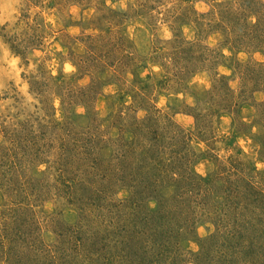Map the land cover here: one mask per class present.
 Wrapping results in <instances>:
<instances>
[{
    "label": "rangeland",
    "instance_id": "obj_1",
    "mask_svg": "<svg viewBox=\"0 0 264 264\" xmlns=\"http://www.w3.org/2000/svg\"><path fill=\"white\" fill-rule=\"evenodd\" d=\"M261 76L264 0H0V264H264Z\"/></svg>",
    "mask_w": 264,
    "mask_h": 264
},
{
    "label": "trees",
    "instance_id": "obj_2",
    "mask_svg": "<svg viewBox=\"0 0 264 264\" xmlns=\"http://www.w3.org/2000/svg\"><path fill=\"white\" fill-rule=\"evenodd\" d=\"M244 33V32H243ZM253 32L252 31H246V34L249 36V35H251ZM255 38H257V36L255 35V34H253V39H255ZM173 44L171 45V47L173 46V47H175V45H177V39H174L173 41ZM172 47V54H173V58L175 59V57H177V56H179L178 55V52L179 51H177L175 48H173ZM87 59L88 58H86V60L85 61H87ZM191 64V63H190ZM261 77H263L264 78V76H261ZM264 85V84H263ZM264 89V88H263ZM147 119V118H146ZM141 128L139 129V131H138V133L139 134H143V136L145 135V134H147V132H144V133H141ZM143 136L141 137V141H136V142H138V144H136V145H139V146H142V149L144 148L145 149V153H146V155H148V156H150L148 159H149V162L151 161L152 162V168L154 167V169H156L157 170V172L159 171L158 169H159V166L158 165H156V162L157 161H160L159 159V155H160V153H159V151H158V147H157V141H155V143H152L153 145H152V147H150V146H147V143L142 139L143 138ZM152 140L154 139L155 140V138L154 137H152L151 138ZM132 151H133V149H132ZM129 153H130V151L127 153V154H125L126 156L127 155H129ZM130 156H134L133 154H132V152L130 153ZM163 158V157H162ZM95 160H97V158L95 159ZM160 163H165V165H167L166 164V162L164 161V160H161V162ZM150 165H148V167H149ZM143 167L145 168V165H143ZM165 168H166V166H165ZM146 170V169H145ZM156 174V173H155ZM158 174H159V172H158ZM153 178V177H152ZM156 177H154L153 178V180L155 179ZM185 179H187V178H185ZM244 183H245V185L247 186V187H249L250 189H253L254 191H255V193H252V195L251 196H247V200H248V202H249V204H251V205H253L254 203H256V204H258V205H256V204H254V205H256V206H258L259 208H261V212H263V216H264V191L263 190H261L260 189V187L258 188L257 186H255L254 184H250V182H248L247 180H244ZM9 187V186H8ZM253 194H255L256 195V197H254L253 196ZM231 196V195H230ZM156 200H157V197H156ZM163 201V200H162ZM230 201H231V205L233 206V210H234V212L232 213L233 214V216L235 217L236 216V219L235 220H237V221H239V220H241V219H243V224L242 223H239L242 227H243V225H244V228L247 230L246 232H252L253 231V219L255 220L256 219V217H253L254 215V211H252L251 209H248V206H247V204H246V201H245V198H244V196H243V198H241V196H239L238 194H237V196H231L230 197ZM157 202H158V204H157V206H156V208H154V209H158L156 212L157 213H159L160 214V212H161V210H159L160 208V202H161V200H157ZM159 206V207H158ZM151 212H152V214H153V211L151 210ZM257 220V219H256ZM261 221L263 222L264 221V218L262 217L261 218ZM259 223V222H258ZM239 228V226L237 225V226H235V231H236V229H238ZM145 230V228H141L140 229V231L141 232H143ZM234 231V229L231 231V232H233ZM237 234V233H236ZM242 235H243V233H242ZM11 240H12V236H10L9 238H7L6 239V241H9V242H4L3 244L5 245V246H7L10 242H11ZM4 246V247H5Z\"/></svg>",
    "mask_w": 264,
    "mask_h": 264
}]
</instances>
